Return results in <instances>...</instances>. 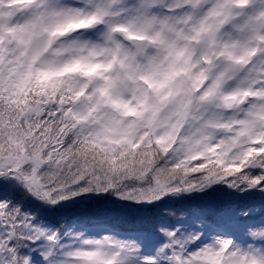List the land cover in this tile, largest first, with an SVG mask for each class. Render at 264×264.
<instances>
[{
    "label": "snow or ice",
    "instance_id": "6c2138e0",
    "mask_svg": "<svg viewBox=\"0 0 264 264\" xmlns=\"http://www.w3.org/2000/svg\"><path fill=\"white\" fill-rule=\"evenodd\" d=\"M0 264H264V0H0Z\"/></svg>",
    "mask_w": 264,
    "mask_h": 264
}]
</instances>
